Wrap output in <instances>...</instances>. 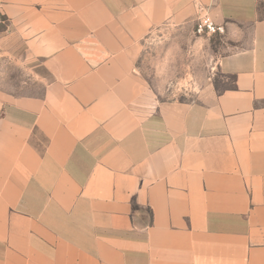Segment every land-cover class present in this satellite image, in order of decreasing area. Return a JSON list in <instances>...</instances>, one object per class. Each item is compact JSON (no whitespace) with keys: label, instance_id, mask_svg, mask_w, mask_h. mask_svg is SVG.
<instances>
[{"label":"crops","instance_id":"crops-1","mask_svg":"<svg viewBox=\"0 0 264 264\" xmlns=\"http://www.w3.org/2000/svg\"><path fill=\"white\" fill-rule=\"evenodd\" d=\"M258 1L0 0V57L49 75L0 88V264H264ZM204 14L230 84L160 101L146 37Z\"/></svg>","mask_w":264,"mask_h":264},{"label":"rangeland","instance_id":"rangeland-1","mask_svg":"<svg viewBox=\"0 0 264 264\" xmlns=\"http://www.w3.org/2000/svg\"><path fill=\"white\" fill-rule=\"evenodd\" d=\"M258 17L264 19V0L258 1ZM199 18L193 29L160 26L146 37L136 67L160 101L193 99L213 75L214 52L229 46L225 42V29L222 33H198ZM6 24L7 21L0 25ZM48 77L36 63H16L6 54L0 57V88L3 90L15 95H39ZM213 78L220 86L229 85L231 81L224 82L219 74Z\"/></svg>","mask_w":264,"mask_h":264},{"label":"built area","instance_id":"built-area-1","mask_svg":"<svg viewBox=\"0 0 264 264\" xmlns=\"http://www.w3.org/2000/svg\"><path fill=\"white\" fill-rule=\"evenodd\" d=\"M6 17L0 11V24L6 23ZM196 31L198 33H222L224 32V26L215 24L209 16H202L199 18L196 24Z\"/></svg>","mask_w":264,"mask_h":264}]
</instances>
